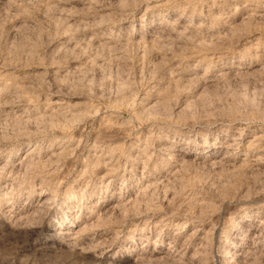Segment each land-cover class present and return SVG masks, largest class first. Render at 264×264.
Listing matches in <instances>:
<instances>
[{
  "label": "rangeland",
  "instance_id": "374dc122",
  "mask_svg": "<svg viewBox=\"0 0 264 264\" xmlns=\"http://www.w3.org/2000/svg\"><path fill=\"white\" fill-rule=\"evenodd\" d=\"M0 264H264V0H0Z\"/></svg>",
  "mask_w": 264,
  "mask_h": 264
}]
</instances>
